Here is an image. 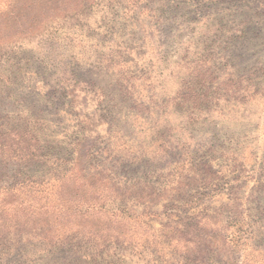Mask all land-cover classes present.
Returning <instances> with one entry per match:
<instances>
[{"label":"rangeland","instance_id":"374dc122","mask_svg":"<svg viewBox=\"0 0 264 264\" xmlns=\"http://www.w3.org/2000/svg\"><path fill=\"white\" fill-rule=\"evenodd\" d=\"M76 9L0 0V264H264V0Z\"/></svg>","mask_w":264,"mask_h":264},{"label":"trees","instance_id":"16d2710c","mask_svg":"<svg viewBox=\"0 0 264 264\" xmlns=\"http://www.w3.org/2000/svg\"><path fill=\"white\" fill-rule=\"evenodd\" d=\"M13 1V0H11ZM21 1V0H19ZM40 1H44V2H40ZM14 2H16V0H14ZM37 2V5H39V3H52V4H56V5H59L60 6V10L61 12L59 14L61 15H67V14H70V13H73L75 12L79 6V2H81V0H36ZM10 5H7V7L10 8ZM28 5H29V0H28ZM56 11V9H55ZM21 13V14H20ZM18 15H20V18H19V21L22 20L26 14L20 12ZM5 14V13H4ZM12 17V15H10ZM18 17L17 19H15L14 21L16 22L18 20ZM0 42H1V39H0ZM9 135L11 134H8L7 136H5L3 139L4 141H0V155L1 156H4V152H6L5 150L8 149L7 147L8 146H11L10 144V141H9ZM14 138H17L16 135H14ZM12 139V137H11ZM18 142L15 143V144H18V143H21L20 145V148H19V153L20 156H18L20 158V160L24 163H30V162H36V161H39L41 160L40 157H41V154L39 153V148H36V146H32V145H29L27 144L26 140L22 139V136H21V140L18 138ZM7 146V147H5ZM16 150V149H14ZM74 169H72L71 167L68 168V169H61L60 171V174L61 176H64L67 172H69V176H72V172H73ZM76 175V174H75ZM97 176L99 175H96L94 178H96ZM77 179V177L73 176V182H75ZM57 181L60 182L61 180L57 178ZM34 183H36L34 181ZM6 193L11 196L13 194L12 190H7ZM23 203V201H22ZM22 203L21 201L18 202L16 204V207L15 208H20L21 212H22V215H23V218L22 219H19L17 217V213L13 214V205L11 207V204L10 203H7L5 205H1L0 206V213H4L5 215H7L9 218L7 219V222L4 223L1 227H0V240L2 241L3 239L4 240H8L9 239V236L11 235V237H13L14 235H20V234H16V233H22V231H24V235H27L28 233L27 232H31L33 228H45V229H52L51 227H42L43 224L42 223H34L33 221H31L32 218H34V216L36 214H38V212L36 211H25L26 210V207L25 206H22ZM13 214V215H12ZM112 219H108V221H111ZM46 226V224L44 225ZM59 228H62V227H65V229L69 228V227H66L64 225L60 226L58 225ZM57 226V227H58ZM49 231V230H48ZM48 235H45V239H47ZM5 245V242L2 241L0 243V245Z\"/></svg>","mask_w":264,"mask_h":264}]
</instances>
